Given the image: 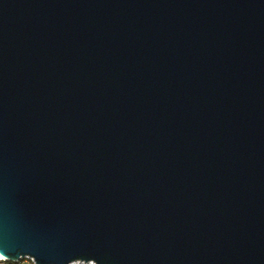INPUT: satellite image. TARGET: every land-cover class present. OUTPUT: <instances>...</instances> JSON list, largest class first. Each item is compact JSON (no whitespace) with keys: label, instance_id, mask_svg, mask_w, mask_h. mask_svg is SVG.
<instances>
[{"label":"water","instance_id":"water-1","mask_svg":"<svg viewBox=\"0 0 264 264\" xmlns=\"http://www.w3.org/2000/svg\"><path fill=\"white\" fill-rule=\"evenodd\" d=\"M0 255L264 264V0H0Z\"/></svg>","mask_w":264,"mask_h":264},{"label":"built area","instance_id":"built-area-1","mask_svg":"<svg viewBox=\"0 0 264 264\" xmlns=\"http://www.w3.org/2000/svg\"><path fill=\"white\" fill-rule=\"evenodd\" d=\"M0 264H34V261L30 257L20 258L18 261H9L5 258H0ZM72 264H94L92 261L90 262H74Z\"/></svg>","mask_w":264,"mask_h":264},{"label":"bare ground","instance_id":"bare-ground-1","mask_svg":"<svg viewBox=\"0 0 264 264\" xmlns=\"http://www.w3.org/2000/svg\"><path fill=\"white\" fill-rule=\"evenodd\" d=\"M0 258H5V257H3L2 255H0Z\"/></svg>","mask_w":264,"mask_h":264}]
</instances>
